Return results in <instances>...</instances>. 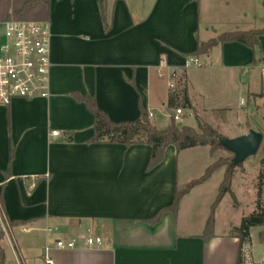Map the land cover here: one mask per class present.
Listing matches in <instances>:
<instances>
[{
    "label": "crops",
    "instance_id": "1",
    "mask_svg": "<svg viewBox=\"0 0 264 264\" xmlns=\"http://www.w3.org/2000/svg\"><path fill=\"white\" fill-rule=\"evenodd\" d=\"M29 1L0 0V45L10 19L47 24L51 95L0 105L5 264H46L47 245L90 233L104 235L105 245L54 248L53 264H237L239 239L229 233L248 214L236 211L242 203L233 184L239 205L226 194L215 211V237H201L224 166L182 198L176 216L165 212L156 224L148 222L218 153L209 145L181 151L170 145L148 171L149 144L89 141L95 116L79 97H93L114 122L135 121L145 109L163 129L183 107L184 119L196 123L185 125L194 128L199 122L236 124L241 131L232 137L259 129L254 116L264 107L252 95L264 92V64L255 63L263 57L264 36L255 50L226 42L200 56L202 66L185 67L200 42L264 27V12L255 8L259 0H103L105 15L99 0H34L24 9ZM185 93L193 108L182 105ZM171 95L176 107H169ZM239 186L247 188L246 182ZM255 209L256 203L250 213ZM261 230L251 228L243 247L250 259L243 264H264V256L254 255L255 234L264 242Z\"/></svg>",
    "mask_w": 264,
    "mask_h": 264
},
{
    "label": "trees",
    "instance_id": "2",
    "mask_svg": "<svg viewBox=\"0 0 264 264\" xmlns=\"http://www.w3.org/2000/svg\"><path fill=\"white\" fill-rule=\"evenodd\" d=\"M33 1L34 0L27 2L24 9H26ZM99 2L104 14L105 8L103 0H99ZM260 36H264V27L245 31L237 30L225 32L217 37L209 39L208 41L200 42L196 52L192 56H207L215 46L235 41L243 43L255 50L260 44ZM262 54L263 57L259 60H255V63L261 62L264 64V52H262ZM252 96L256 100L262 99L261 106L264 107V92L253 94ZM79 99L87 104L95 116L94 134L89 141L92 143L124 144L127 147H130L133 144H149L151 146V155L147 165L148 171L163 161L165 151L170 145H174L178 151L203 145H209L212 152L217 149H225L221 145L219 139L222 135L210 124L199 122L198 129H196L189 125H180V123L176 122L172 118L171 123L166 128L160 129L151 121L149 113L145 109H142L141 116L135 121L114 122L97 106L93 97L83 96L79 97ZM182 105L187 108H193L187 93L184 95ZM176 106L177 97L171 95L169 99V107ZM232 158L217 159L206 169L201 177L193 179L183 188L177 189L172 204L160 209L155 216L148 219V222L150 224H156L165 212H172L176 216L179 211V205L182 198L188 194L192 188L206 182L217 169L224 166L226 167L225 176L220 184L217 197L211 205L210 215L207 219L205 230L201 235L204 242H209L215 237V211L223 197L226 194H230L234 205L238 206L236 195L232 189L235 169L237 166L232 164ZM240 165L241 164L238 166ZM261 165L262 168L260 169L258 175L256 209L252 213L243 217L241 224L237 227H233L229 233L230 236L239 239V257L237 264H243L244 262L242 251L244 245H247L250 242V230L252 227H262V230L259 233V238L261 241H264V200L262 199L264 197V155L261 159ZM9 175L10 173L7 174V178ZM5 184L6 182L0 184V210L3 213L5 207L3 200V188ZM24 222L25 221H13L11 225L16 226L23 224ZM3 236L4 233L0 230V264H5V251L1 244Z\"/></svg>",
    "mask_w": 264,
    "mask_h": 264
},
{
    "label": "built area",
    "instance_id": "3",
    "mask_svg": "<svg viewBox=\"0 0 264 264\" xmlns=\"http://www.w3.org/2000/svg\"><path fill=\"white\" fill-rule=\"evenodd\" d=\"M5 41L0 45V105L8 106L15 99L48 98L51 73V30L47 24L10 19L5 22ZM200 57L191 56L185 61V67L202 66ZM173 86V84H171ZM150 118L153 116L149 114ZM185 109L177 107L171 115L176 122L184 121ZM58 135V131H53ZM0 228L7 232L9 223L0 210ZM51 230V229H50ZM106 237L88 234L83 238H58L54 245L44 249L46 264H53L51 251L77 249L83 244L86 248H101ZM245 260L250 259L246 250L242 251Z\"/></svg>",
    "mask_w": 264,
    "mask_h": 264
},
{
    "label": "rangeland",
    "instance_id": "4",
    "mask_svg": "<svg viewBox=\"0 0 264 264\" xmlns=\"http://www.w3.org/2000/svg\"><path fill=\"white\" fill-rule=\"evenodd\" d=\"M257 2L258 3L255 4V8H256L257 14L261 15L264 12V0H259ZM255 22H256L255 23L256 26L257 25L259 26V24H261L259 22V20H255ZM263 115H264V112L260 110L259 116L258 117H257V115L254 116V118L256 117L257 119H260V123L262 124L260 127H258L259 129H257V127L256 128L254 127L256 130H258V131L260 130L259 132H261L263 134V141H262V144H261L258 152L255 155H252L249 158H247L243 162V164H241L240 166H237L235 169L237 176L235 177V180L233 182V189L238 193L240 201L242 203V207L240 209L236 210L239 214H243V213L250 214L252 205L254 203H256V201H257L256 200L257 197L253 193H256L255 192L256 190L258 191V188H257L258 175H259L260 169L262 168L261 159L264 155V121L262 122V120H263L262 116ZM185 124L194 125L196 123H194V118L190 117L188 119H184V121L180 123V125H185ZM205 124H208V123H205ZM251 124L254 125V123H251ZM228 125H229L228 127L230 130L227 129L228 128L227 125H223V124L219 125L218 123L217 124L212 123L211 126L214 127L215 129H217L221 135L229 137V138H232L233 135L238 134L241 131L236 124H228ZM196 129H198V127ZM215 151L218 153L217 159H219V158H232L233 157V154L231 152L225 150V149H217ZM217 180L218 179H216V181ZM241 182H243V183L246 182L247 188H245V187H243L244 189L241 188L239 186V183H241ZM262 199L264 200V197ZM229 201H231V198ZM229 201H226L225 204L229 203ZM238 205H239V203H238ZM225 217H227V219L229 218V216L225 214L224 216H222V219L224 220ZM254 241H255L254 255H255L256 259H258V258H261L262 256H264V242L263 243L259 242L257 234H255V240Z\"/></svg>",
    "mask_w": 264,
    "mask_h": 264
},
{
    "label": "water",
    "instance_id": "5",
    "mask_svg": "<svg viewBox=\"0 0 264 264\" xmlns=\"http://www.w3.org/2000/svg\"><path fill=\"white\" fill-rule=\"evenodd\" d=\"M221 145L233 154L232 164L238 166L247 158L255 155L263 141V134L254 129L236 137L220 136Z\"/></svg>",
    "mask_w": 264,
    "mask_h": 264
}]
</instances>
